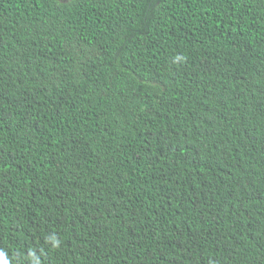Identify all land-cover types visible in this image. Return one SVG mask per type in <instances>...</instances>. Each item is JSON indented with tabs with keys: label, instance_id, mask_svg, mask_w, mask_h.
<instances>
[{
	"label": "trees",
	"instance_id": "16d2710c",
	"mask_svg": "<svg viewBox=\"0 0 264 264\" xmlns=\"http://www.w3.org/2000/svg\"><path fill=\"white\" fill-rule=\"evenodd\" d=\"M0 264H264V0H0Z\"/></svg>",
	"mask_w": 264,
	"mask_h": 264
}]
</instances>
